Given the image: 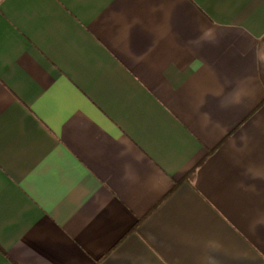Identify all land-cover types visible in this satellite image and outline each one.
<instances>
[{"label":"crops","instance_id":"crops-1","mask_svg":"<svg viewBox=\"0 0 264 264\" xmlns=\"http://www.w3.org/2000/svg\"><path fill=\"white\" fill-rule=\"evenodd\" d=\"M0 264H264V0H0Z\"/></svg>","mask_w":264,"mask_h":264}]
</instances>
